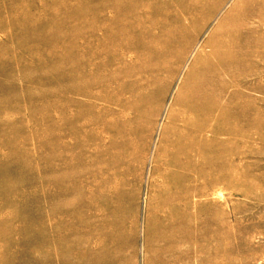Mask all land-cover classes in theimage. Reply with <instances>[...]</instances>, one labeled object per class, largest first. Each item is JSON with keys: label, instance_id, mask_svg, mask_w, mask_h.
Segmentation results:
<instances>
[{"label": "rangeland", "instance_id": "374dc122", "mask_svg": "<svg viewBox=\"0 0 264 264\" xmlns=\"http://www.w3.org/2000/svg\"><path fill=\"white\" fill-rule=\"evenodd\" d=\"M218 1L0 0V264H264V0Z\"/></svg>", "mask_w": 264, "mask_h": 264}, {"label": "crops", "instance_id": "0c3cea01", "mask_svg": "<svg viewBox=\"0 0 264 264\" xmlns=\"http://www.w3.org/2000/svg\"><path fill=\"white\" fill-rule=\"evenodd\" d=\"M226 1L227 0H220V1H218V3L219 4H224V3H226ZM153 3H154V1H151V4H153ZM159 17H161L160 19H162V20H169V19H171L169 13L166 12V11L165 12H162V13H156V12H154V13H148V15L145 17V19L151 21L152 23H153V21H156V23H157L160 20ZM152 23H151V27H153L155 25V24H152ZM167 26L168 25L162 24V28H165ZM129 27H130L131 30H133V29L136 30L137 25H133V26L132 25H129ZM141 35H146V33L142 32Z\"/></svg>", "mask_w": 264, "mask_h": 264}]
</instances>
